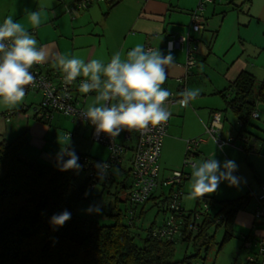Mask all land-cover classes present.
Masks as SVG:
<instances>
[{"label":"crops","instance_id":"0c3cea01","mask_svg":"<svg viewBox=\"0 0 264 264\" xmlns=\"http://www.w3.org/2000/svg\"><path fill=\"white\" fill-rule=\"evenodd\" d=\"M76 1L7 0L10 7H7L5 15L0 13L3 17L0 18V23L6 17L13 16L14 21L20 22L38 41L37 47H47L50 59L39 65L40 72L59 69L52 58L55 53H62L68 58L75 54L85 62L99 59L105 63L110 61L114 53L126 54L136 45H149L152 49H159L167 54L166 40L187 32L190 14L199 0H121L115 2L110 9L105 0H96L85 9L73 10ZM226 1L232 3L207 5L201 14L206 26L199 34L194 35L191 53L195 64L190 75L184 78V49L173 51L175 62L166 66L168 78L162 87L172 93L169 98L177 100V103L168 106L172 115L168 120L167 134L161 141L158 181L162 183L173 172L183 170L185 175L180 186L179 205L185 212L201 209L204 205L209 207V201L213 206L210 211L214 212L216 202L249 196L246 210L234 214L231 227L233 237L220 247L221 238L216 252L219 254L225 251V247L232 241L243 250L242 245L246 242L250 248L242 252L244 264H247L249 256L259 259L257 242L264 235V221L255 219L252 214L256 207L255 200L261 195L260 185L264 183V140L259 138L264 135V131L251 126V119L250 125L241 132L237 117L225 109L232 98V92L228 88L237 75L248 72L255 78L256 84L264 79V0ZM34 11L41 12L39 27L33 26L27 17L28 12ZM186 88H199L200 95L190 102L189 107L182 108L178 101L181 99L180 93ZM29 93L18 108L22 111L9 110L0 105V114L14 112L8 122L0 118V141L11 142L24 136L26 151L37 154L39 160L51 164L57 160L62 148L73 147L75 139L81 134L77 131L84 125L76 126L60 115H55L48 124L37 122L30 110L36 104H33L34 97ZM77 96L78 99H83L80 108L84 111L93 104L96 93L85 94L78 90ZM257 113L256 120H259L264 116V106L258 105ZM212 114H219L222 118L220 140H231L221 149L204 133L203 127L209 123ZM66 124L71 126V141L67 146L59 142L67 132ZM72 125L75 127L72 128ZM241 137L250 139L248 144H244ZM196 138L203 139V142L193 157L194 162L210 158L213 154L221 164L226 160L235 161L237 170L233 175L240 178L238 186H230L227 181H222L214 193L190 198L192 168H183L182 162L186 140ZM252 145H255V150L249 151ZM107 157V149L104 159L89 156L99 161H104ZM112 174L115 177L123 176L116 170ZM167 188L169 187H162V190ZM158 192L155 190L154 196ZM240 256V252H234V262ZM205 261L206 259L203 264Z\"/></svg>","mask_w":264,"mask_h":264},{"label":"trees","instance_id":"16d2710c","mask_svg":"<svg viewBox=\"0 0 264 264\" xmlns=\"http://www.w3.org/2000/svg\"><path fill=\"white\" fill-rule=\"evenodd\" d=\"M81 1L74 3L73 10H79L75 5ZM119 1L105 0L108 9ZM230 2L222 0L213 5H230ZM34 69L40 68L34 65L30 71ZM228 89L232 98L225 111L229 110L237 117L243 132L250 125L251 112L257 113V106H264V79L256 85L250 73L241 72ZM26 146L24 136L11 142L0 141V264H197L200 252L207 253L208 245L214 240V233L211 236L208 232L223 230L220 247L231 239L234 214L246 210L250 198L246 195L216 202L214 212L210 211L213 206L209 201L210 209L206 205L208 211L201 215L194 236L188 234L186 228L190 214L199 209L185 212L181 208L185 220L180 235L167 242L151 236V230L159 225L155 219L146 228L140 221L145 214V205L153 201L151 206L156 208V216L161 214L162 221L171 193L178 192L181 196L182 180L179 185L168 186L166 193L161 188L159 194L154 196L153 192L144 204L134 205L128 197L124 201L118 199L116 194L123 189L129 190V185H125L124 180L117 181L115 175L111 174L109 181L95 183L86 171H61L58 158L51 164L45 163L37 154H29ZM67 159L64 156V160ZM129 159L127 155L118 169L127 180ZM112 187L114 193L110 192ZM104 195L112 198L111 207L115 212L108 215L112 224L103 225L75 215L81 203ZM118 204H123V208ZM64 210L71 213V219L63 226H53L50 218ZM176 241L191 245L194 253L174 260ZM259 259L254 257L251 264H257Z\"/></svg>","mask_w":264,"mask_h":264},{"label":"clouds","instance_id":"9594fccd","mask_svg":"<svg viewBox=\"0 0 264 264\" xmlns=\"http://www.w3.org/2000/svg\"><path fill=\"white\" fill-rule=\"evenodd\" d=\"M30 23L39 27L41 12H28ZM38 41L13 16L0 23V105L12 110L18 109L26 96L28 86L36 85V77L30 71L34 65L45 64L50 59L46 46L37 47ZM174 42L169 41L167 54L159 49H145L136 45L126 54L116 52L107 63L99 59H84L73 54L68 58L55 53L53 60L64 73L66 85L77 77H84L79 85L82 93L95 92L92 105L82 115L95 126L94 135L101 133L111 138L118 137L122 131H146L149 126L166 123L172 113L167 108L172 93L162 85L168 78V69L175 62ZM200 95L199 88H186L180 93V107L187 108L190 102ZM70 133L66 132L59 142L69 145ZM64 156L68 159L64 160ZM60 170H79V156L74 149L62 148L58 154ZM99 178L105 179L111 165L97 162ZM192 180L190 198L203 197L214 193L222 181L230 186H238L240 178L233 175L237 165L233 160L221 162L214 154L207 159L191 163ZM118 171V169H116ZM89 212H101L99 205L90 206ZM71 219V213L64 210L50 218L53 226H63Z\"/></svg>","mask_w":264,"mask_h":264},{"label":"built area","instance_id":"2783aa9c","mask_svg":"<svg viewBox=\"0 0 264 264\" xmlns=\"http://www.w3.org/2000/svg\"><path fill=\"white\" fill-rule=\"evenodd\" d=\"M94 0H82L75 5L77 9H84L90 5ZM99 1V0H98ZM214 2H222V0H199L196 9L191 15V21L187 32L183 35H173L165 42V50L168 51L169 41L174 42L173 51H179L184 49L185 53V65H184V78L190 73L191 68L195 64V59L192 50V43L194 35L199 34L206 26L204 20H202V13L205 6L213 5ZM152 49L149 45L144 47ZM39 67V65H35ZM36 77V85L28 86L26 94L31 92L39 95V102L33 106L32 111L33 118L37 122L44 124L50 123L55 115L63 116L76 126L84 125L90 129V138L93 143L106 147L108 151V157L104 161H95L87 156L77 154L79 156V163L82 165V171H86L91 179L96 181H109L113 170L121 168L124 164L126 155L130 156L128 161L129 169V201L134 205L144 204L149 197L155 192L159 191L162 187H168L170 185H179L181 183L184 174L181 171L173 172L169 177L164 179L161 183L158 181V161L161 151V145L164 137L167 134L168 121L162 125L155 127L149 126L146 131H122L118 137L111 138L106 134L101 133L97 138L95 133V126L88 120L84 119L82 113L83 109L80 108L83 99H78L79 85L83 78L77 77L76 80L66 85L64 81V73L61 70H52L48 73L40 72V69H34L31 71ZM177 103V100L169 98L168 106H173ZM250 118L252 120L258 119V113L251 112ZM13 111L0 114V118L4 122H8ZM222 118L219 114H212V118L209 123L203 127L206 136L211 138L215 142L218 148L225 144L230 143L231 140L223 141L219 138V132L221 130ZM244 144H248L250 139L245 137L240 138ZM203 139L196 138L195 140H186L185 142V158L183 160V168H191V163L194 162L193 157L197 152L199 145L203 142ZM242 149V147H240ZM255 145L249 151H254ZM97 162L107 163L111 165L108 170V175L105 179L99 178V170L95 167ZM93 185L91 186V189ZM261 195L257 198L256 207L253 217L264 221V183L260 185ZM180 204V194L178 192L171 193V200L169 201L164 219L159 223L157 227L151 230V236L153 238L161 239L167 242H172L177 236L180 235V229L184 223L185 213L182 212ZM208 211V207L204 205L199 211L190 214V222L186 228L188 234L194 236L197 233L199 227V221L201 215ZM257 246L259 249V262L257 264H264V235L258 240ZM242 248L248 250L250 245L246 242L243 243ZM247 263H254V257H247Z\"/></svg>","mask_w":264,"mask_h":264},{"label":"rangeland","instance_id":"374dc122","mask_svg":"<svg viewBox=\"0 0 264 264\" xmlns=\"http://www.w3.org/2000/svg\"><path fill=\"white\" fill-rule=\"evenodd\" d=\"M6 2H7V0L0 1V9L3 8L0 10V13L2 14V16L5 15V11H6V9H8L7 7H10L8 5V3H6ZM93 7H95V6H93ZM2 16L0 15V18H3ZM190 21H191V19H190ZM205 23H206V21H205ZM29 95L34 97V100H33L34 103L33 104H37L39 102V100H40L39 95H36L34 93H31V92L29 93ZM29 102H30V99H29ZM252 123L253 124L251 126L256 127V128L258 127V129L264 131V116H262L259 120H253ZM74 127H75V125H72V128H74ZM66 128H67L66 129L67 132L70 133L71 126L66 124ZM77 132L81 133V134L79 135V138L77 137L75 139V143H74V145H72L73 147H71V149H74V151L76 153H79L80 155L89 154V156H91L93 158H97V159H104L105 158L106 147L92 142V140L90 138V133H89L90 129L88 127L83 126L82 128H79ZM259 138L264 140V135H261ZM78 140H80V141H78ZM182 164H183V162H182ZM115 178L117 181L124 180L125 185H127V184L129 185V182H128L129 179L128 180L125 179L124 176H117ZM97 190H98V188H96V191ZM128 191L129 190H127V189H123L122 192L116 194L118 196V199L124 201L125 198L128 197V193H129ZM110 192L114 193L113 187L111 188ZM163 192L166 193L167 189H164ZM111 199L112 198L110 196L106 197V195H104L101 198L93 199L90 202L81 203L80 206L78 208H76L77 210L75 212V215L81 219H84V220L86 219V220L98 222V223L103 224V225H110V224H112V220H111L112 218L108 217V215H109V213L115 212V209L113 207H111L112 206ZM96 205H99L101 207L100 213H96L94 211L93 212L88 211L90 206L94 207ZM151 205H153V202H150L147 205H145L146 206L144 209L145 214H144L143 218H141V221H140V225L143 228H146L149 225V223L154 219L157 221V223L161 222V217H160L161 214H158L156 216V208L152 207ZM118 207H120L122 209L123 204H118ZM123 221H126V220L123 218ZM140 234L142 235L143 233H140ZM208 234L211 236L213 234L215 238H214V240H212L213 242H211L208 245L207 253L203 254L202 251L200 252L201 258L197 260V264H202L203 260H205V259H206L205 264H244V256H243L244 252H242V251H244L245 249H243V250L239 249L238 248L239 246L236 242L232 241L230 244L228 243L229 245L227 244L228 246L225 247V251L223 250V252H221L222 254L221 253L216 254L218 244L220 243V240H221L222 235H223L222 229H217V230L211 229L208 232ZM174 248H175V255L173 258L174 260H181L185 255H190V254L194 253L191 245H187V244H184V243L179 242V241L175 242ZM234 252H237V253L240 252L241 253V256L239 258L237 257L239 259L237 262H234L233 257H232V254ZM203 257H204V259H203Z\"/></svg>","mask_w":264,"mask_h":264}]
</instances>
